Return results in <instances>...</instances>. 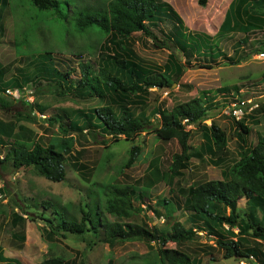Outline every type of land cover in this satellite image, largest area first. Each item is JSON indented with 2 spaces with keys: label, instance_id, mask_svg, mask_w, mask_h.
<instances>
[{
  "label": "trees",
  "instance_id": "1",
  "mask_svg": "<svg viewBox=\"0 0 264 264\" xmlns=\"http://www.w3.org/2000/svg\"><path fill=\"white\" fill-rule=\"evenodd\" d=\"M12 1L0 0V37L5 33L4 14L8 10L10 15L13 9ZM24 1L31 9L29 11L35 13L52 10L56 18L64 21L68 28L63 37L53 42L56 46L60 44L57 54L54 52L56 47L49 43L42 56L39 53L36 62L33 61L31 69L16 68L14 76H19H12L13 81L1 82L11 65L0 67V113L10 117L8 121L0 120V147L6 148L3 158L0 159L2 169L6 167V163H10L15 170L32 167L36 176L50 182H61L66 176L64 166L67 162L73 160L70 167L76 171L85 167L77 161L76 156H72L73 134H87L94 144L106 146V143L119 141L122 136L125 141H133L144 132H155L164 141L177 139L181 150L180 153L172 155L167 168L169 174H163L154 163L148 165L152 169L147 172L148 175L134 181L132 185L118 186L117 183L114 184L116 177L113 176L111 185L102 184L97 191L89 189L90 198L84 207H56L54 201L38 202L36 198H30L37 214L39 211L35 218L37 216L42 220L54 235L61 231L75 237L89 234L93 237L92 243L86 241L90 245L102 242L111 249L116 243L142 242L147 246L156 245V254L152 260L146 258L148 261L144 260L145 264H193L187 255L179 252L178 247L198 239L199 231H204L208 238L215 240V247L222 252V259H246L251 263L252 256L257 259L258 264H264V254L259 249V242H264V134L257 137L255 144L249 143L250 128L245 124L246 117L255 125L259 123L258 118L251 115H264V95L263 101L259 103L253 100L257 104L256 109L240 121L229 117L234 126L235 144L239 149V159L232 160V163L228 160V140L225 132L212 123L209 126L202 125L208 118L207 113L220 105L224 109L229 103H212L214 108L209 107L205 99L194 98L174 106L168 112L163 109L156 125H151L145 116L137 115L145 110L150 90H168L172 84L178 83L192 57L208 60L211 64L217 58H225L238 64L240 60L233 61L231 56L227 57L215 40L229 32L227 29H237L239 22L237 23L236 18L243 22L237 32L244 31L246 34L255 29L264 31V0H233L213 37L188 33L174 9L162 0H21V4ZM196 1L200 7H205L208 2ZM162 25L169 29L164 31ZM153 29H157L163 38L159 39ZM136 33L152 40L154 48L169 52L162 65L145 68L136 59L132 48L128 47ZM92 35L97 38L95 42L90 40ZM76 37L88 41L87 46L75 47L69 38L76 40ZM66 48H75V54H71L72 58H76V67L79 70V76L75 79L70 77L75 72L74 68L68 66L61 69L62 66L55 58V55L61 54ZM173 50L186 59L185 63H181L180 57ZM88 54H96L94 65L84 59ZM212 67L207 65L201 68ZM262 78L264 80V75ZM28 83L36 85L34 87L38 91L35 94H40V89L46 88L59 99L96 100L102 106L87 111L78 108L70 112L63 110L61 114L54 113L47 119L46 132L50 133L48 129L54 128L55 124L58 125V131L51 132L45 143L41 138L40 141L33 140L32 133L19 124L23 118L36 123L35 115L30 110L28 115L16 113L11 116L12 105L20 102L22 106L30 109L35 106L42 114L45 107L29 104L23 98L16 101L4 95L7 87L21 92L20 89ZM230 90L239 94L240 87L234 85L219 92ZM11 117L16 119L12 120ZM191 125L201 126L204 141L201 152L189 153L190 133L186 126ZM139 150L138 146L130 149L128 159L118 167L116 176L123 175L124 170L136 162ZM204 155H208L210 163L221 165L223 169L220 180L179 188L178 195L184 200L185 209L193 214V220L188 221L193 224V228L165 213L164 222L170 224V230L166 232H159L155 226L131 222L130 219L142 212L136 205L143 201V191L149 190L164 177L168 176L171 180L181 177L182 169H186L192 158L202 159ZM6 191L4 186L0 189V194ZM240 198L246 200L244 213L237 207ZM163 202L169 201L163 199ZM41 209H51L53 218L44 217ZM74 210L77 212L72 213ZM153 212L155 217H160L159 212ZM78 213L81 215L80 219H77ZM11 216L12 227L16 224L24 227L25 218L17 213H12ZM29 219L33 221V218ZM195 221H198L197 225ZM225 227L228 228L227 231ZM233 229L238 232L234 233ZM19 232L13 233L11 238L23 242L24 234ZM246 237H250L251 241ZM168 244H174L177 249L168 248ZM76 258L66 260L63 255H53L45 257L39 264H78Z\"/></svg>",
  "mask_w": 264,
  "mask_h": 264
},
{
  "label": "rangeland",
  "instance_id": "2",
  "mask_svg": "<svg viewBox=\"0 0 264 264\" xmlns=\"http://www.w3.org/2000/svg\"><path fill=\"white\" fill-rule=\"evenodd\" d=\"M162 1L167 2L174 9L188 33L213 37L218 32L225 12L233 0H207L205 7L198 6L196 0ZM12 3L14 4L11 14H8V10L4 14L5 33L0 37V67L11 65L10 70L1 81L4 83H9L13 81L14 77L19 76H14L16 75L14 74L16 68L28 67V69H31L33 61L36 62L39 53V56H42L41 54L47 49L49 43L56 47L54 52L57 54V48H60V44H57L58 47L53 42L63 37L68 28L64 21L62 22L56 18L52 10L35 13L29 11L31 9L25 1L21 4V0H13ZM15 5L18 6L14 8ZM69 8L71 9V7ZM236 19L237 23L239 22L238 27L241 24L243 25V22L239 21L238 18ZM161 27L164 31L169 29L168 26L162 25ZM237 29L232 31L227 29L231 33L226 32L223 36L218 37L215 43L219 45L221 52L227 57L231 56L233 61L240 60L238 64H233L225 58H217L216 62L211 64L208 60L202 58L199 60L192 57L178 83L172 84L168 90H158L157 88L150 90L151 94L147 98L145 110L137 115L140 117L145 116L151 125H156L160 121V112L163 109L168 112L174 106L186 103L194 98L201 97L206 100L205 103L209 107L214 108L215 106L212 103L227 105L239 101L241 98L254 100L257 103L263 101L264 31L255 29L244 34V31L237 32ZM153 32L159 39L163 38L157 29H153ZM92 36L90 40L95 42L97 38L94 37L95 35ZM69 41L75 44V47L82 45L85 48L88 44V41H83L79 37H76V40L69 38ZM152 42L140 33H136L132 36L128 46L129 49L132 48L134 56L145 68L159 67L165 62L166 56L169 54L166 49L154 48ZM169 47L172 48V45H169ZM173 51L178 58L180 57L181 63H185L186 59L180 54L178 55L176 50ZM71 54H75V48H66L61 54L55 55V58L62 66L61 69L68 66L74 68L75 72L70 77L75 79L79 76V70L76 67V58H72ZM95 55L88 54L84 59L89 60L94 65ZM207 65L213 67L201 68ZM234 85L240 87L239 94L234 93L232 90L219 92ZM34 86L36 87L32 83H28L20 90L22 94L25 92L32 94L31 98L25 102L42 105L45 107V112L42 114L37 111L35 106L30 109L22 106L20 102L12 105L13 109H11V116L16 113L28 115L32 110L33 115L36 117V123L23 118L18 124H22L23 128L32 133L33 140L40 141L41 138L42 141L44 139L45 143L51 132L56 133L58 131V125L55 124L54 128L48 129L51 131L50 133L46 132L47 119L52 117L54 113L61 114L63 110L70 112V110L78 108L87 111V109L102 106L96 100L59 99L54 95V92H49L46 88L40 89V94H35L38 90ZM7 91L18 92L17 89L7 87L4 91V95L16 100ZM210 97L211 99H209ZM207 114L208 118L203 121L202 125L209 126L212 123L225 132L228 140V160L230 163L236 161L239 159V149L235 144L236 139L233 135L232 120L227 116L225 108L222 109L220 105L219 108ZM251 116H256L255 118L259 120V123L255 125L248 117L245 119V124L250 128L248 142L255 144L257 137L264 134V115L253 114ZM11 118L12 120L16 119ZM9 119V115L0 113V120L8 121ZM186 129L190 133L189 153L201 152L200 148L204 143L201 126L191 125L186 126ZM16 133L18 136V132ZM71 137L73 143L72 156H76L77 161L85 167L80 171H76L70 167L73 160L70 163L67 162L64 166L66 176L61 182H50L36 176L32 167L15 170L10 166V163H6L4 169L0 166V189L5 186L7 190L5 193L0 194V239L5 240L6 244L13 249L12 252H6L5 257L8 256L10 260L7 262L13 261V264H39L45 257L53 255H63L66 260L77 257L78 264H145L148 260H152L153 255L157 252V246L153 244L147 246L142 242L116 243L111 249L102 242H97L96 245L88 244L87 242L93 240V237L89 234L84 237H75L62 231L55 235L50 233L46 224L39 220L37 216L35 218V214L38 215L39 211L37 214L36 209L32 207L34 202L30 201V198H36L38 202L41 200L54 201L56 207L63 205H82L84 207L88 203V198H90L88 195L89 189L97 191L102 184L105 186L111 185L113 176L116 177L114 184L117 183L118 186L132 185L134 181L147 176V172L150 170L148 165L154 163L163 174L168 173L167 168L171 163L172 155L181 151L179 142L176 141L177 139L161 140L155 132H144L135 137L133 141H125L122 136L119 137V141L106 143V146L94 144L87 134H73ZM133 146L140 148L136 162L129 169L124 170L123 175L116 176L118 167L122 166L128 159V153ZM5 149L0 147V159L3 158ZM208 159V155H204L202 159L192 158L186 169H182L181 177L173 178V180L169 179L168 176L164 177L149 190L143 191V201L136 205V207L139 206L142 209V212L135 218L130 219L131 222L148 224L150 227L155 226L159 232H166V230H170V224L167 225L164 222L165 213L174 220L183 222L185 226L191 225L190 227L193 228V224L188 223V221L193 220V214L185 209L184 200L178 195V190L200 182L221 179V169L223 167L210 163ZM163 199L169 202L165 203ZM245 201V199L240 198L237 202V207L241 213L245 211ZM29 208L30 211L34 212L33 214L28 210ZM153 211L159 212L160 217H155ZM41 212H43L44 217L50 219L54 216L51 209L47 211L41 209ZM73 212H77V210ZM12 213H17L26 219L23 228L18 224L14 227L11 226ZM8 217H10L9 222ZM30 217L33 218V221L29 219ZM80 218L81 215L78 213L77 219ZM195 224L197 225L198 221H195ZM227 229L225 227V231ZM19 231L24 234L25 239L23 242L11 238L13 233ZM233 231L234 233L238 232L236 229H233ZM197 234L199 235L198 239L178 247L179 252L185 256L187 255L193 264H258L255 258L250 259L251 263L246 259H242V261L224 260L222 259V252L215 247L213 238H208L204 231H199ZM2 236H5L6 239L1 238ZM246 238L251 241L250 237ZM259 246L261 253L264 254V242H259ZM167 247L177 249L174 244H168Z\"/></svg>",
  "mask_w": 264,
  "mask_h": 264
},
{
  "label": "built area",
  "instance_id": "3",
  "mask_svg": "<svg viewBox=\"0 0 264 264\" xmlns=\"http://www.w3.org/2000/svg\"><path fill=\"white\" fill-rule=\"evenodd\" d=\"M7 93L13 96L15 99L21 97V94L18 92L7 91ZM257 104L253 103V100L240 99L234 103L228 104L225 108V112L228 117L234 118L236 121H240L246 114L251 113L256 109ZM252 256L250 259L252 260Z\"/></svg>",
  "mask_w": 264,
  "mask_h": 264
},
{
  "label": "crops",
  "instance_id": "4",
  "mask_svg": "<svg viewBox=\"0 0 264 264\" xmlns=\"http://www.w3.org/2000/svg\"><path fill=\"white\" fill-rule=\"evenodd\" d=\"M9 219H10V217H8V222H9ZM1 238L6 239L5 236H2ZM12 250L13 249L10 248L6 244L5 240L0 239V264H5V263H7V264H13V261L7 262V261H10L9 258H8V256L5 257L6 252L9 253V252H12ZM9 257H12V256H9Z\"/></svg>",
  "mask_w": 264,
  "mask_h": 264
},
{
  "label": "clouds",
  "instance_id": "5",
  "mask_svg": "<svg viewBox=\"0 0 264 264\" xmlns=\"http://www.w3.org/2000/svg\"><path fill=\"white\" fill-rule=\"evenodd\" d=\"M17 91L21 94V97L16 99V100H21L23 98L25 101H27V100H29V98H31V95H32L31 93L25 92L22 94V92H20L18 89H17ZM25 95H27V96H25Z\"/></svg>",
  "mask_w": 264,
  "mask_h": 264
}]
</instances>
